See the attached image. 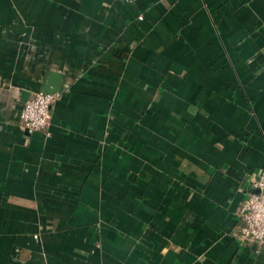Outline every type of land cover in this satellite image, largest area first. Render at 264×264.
<instances>
[{"label": "crops", "instance_id": "0c3cea01", "mask_svg": "<svg viewBox=\"0 0 264 264\" xmlns=\"http://www.w3.org/2000/svg\"><path fill=\"white\" fill-rule=\"evenodd\" d=\"M261 169L264 0H0V264H264Z\"/></svg>", "mask_w": 264, "mask_h": 264}, {"label": "built area", "instance_id": "2783aa9c", "mask_svg": "<svg viewBox=\"0 0 264 264\" xmlns=\"http://www.w3.org/2000/svg\"><path fill=\"white\" fill-rule=\"evenodd\" d=\"M58 97V92L44 90L30 94L20 112V126L29 132L47 131L51 122V109ZM258 175L254 186L259 191L251 193L242 201L238 210L242 224L235 236L243 244L254 242L264 246V170H259Z\"/></svg>", "mask_w": 264, "mask_h": 264}, {"label": "water", "instance_id": "95a60500", "mask_svg": "<svg viewBox=\"0 0 264 264\" xmlns=\"http://www.w3.org/2000/svg\"><path fill=\"white\" fill-rule=\"evenodd\" d=\"M50 84H51V82H50ZM50 84L49 83L46 84V86L43 87V90L46 92H56L59 89V87L56 85V83H53L51 85Z\"/></svg>", "mask_w": 264, "mask_h": 264}]
</instances>
